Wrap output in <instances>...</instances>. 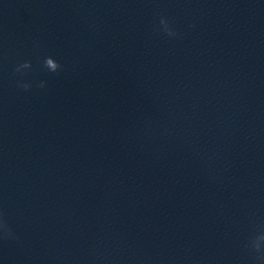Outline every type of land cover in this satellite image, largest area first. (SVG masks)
<instances>
[{
  "label": "clouds",
  "instance_id": "obj_1",
  "mask_svg": "<svg viewBox=\"0 0 264 264\" xmlns=\"http://www.w3.org/2000/svg\"><path fill=\"white\" fill-rule=\"evenodd\" d=\"M196 27L195 23L187 25V30L191 31ZM155 33L163 35L169 40H179L184 36V32L174 27V20L167 16H160L158 25L155 28ZM32 62L25 60L15 66L13 73L24 75L25 70L32 69ZM43 67L50 73H58L62 70V65L57 59L49 55L43 59ZM16 87L24 92H28L32 89L33 85L30 82H26L22 79L15 81ZM46 81H40L37 87L43 89L46 87ZM145 136L151 137L154 135V130L149 124L144 129ZM161 137L169 135V129L164 128L159 131ZM197 157L204 163L208 170L209 179L217 182H223L220 173L214 167V162L217 159V153L212 150H195ZM0 242H20V237L13 227L9 224L7 219V213L3 208H0ZM243 248L251 260V264H264V225L254 229L244 244Z\"/></svg>",
  "mask_w": 264,
  "mask_h": 264
}]
</instances>
